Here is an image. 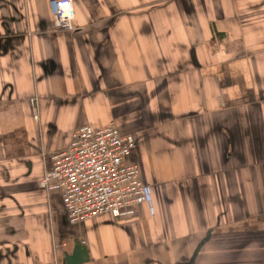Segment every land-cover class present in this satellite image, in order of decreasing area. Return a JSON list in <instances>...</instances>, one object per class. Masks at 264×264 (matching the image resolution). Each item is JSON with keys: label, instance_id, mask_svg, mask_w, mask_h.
Returning <instances> with one entry per match:
<instances>
[{"label": "crops", "instance_id": "crops-1", "mask_svg": "<svg viewBox=\"0 0 264 264\" xmlns=\"http://www.w3.org/2000/svg\"><path fill=\"white\" fill-rule=\"evenodd\" d=\"M0 0V264H264V0ZM136 139L137 218L69 220L75 128Z\"/></svg>", "mask_w": 264, "mask_h": 264}, {"label": "built area", "instance_id": "built-area-1", "mask_svg": "<svg viewBox=\"0 0 264 264\" xmlns=\"http://www.w3.org/2000/svg\"><path fill=\"white\" fill-rule=\"evenodd\" d=\"M48 1L55 26L75 30L73 0ZM135 147V136L116 126H79L69 146L53 155V168L41 184L51 191L60 189L72 223L103 214L120 224L133 222L139 206L149 199L140 166L127 162Z\"/></svg>", "mask_w": 264, "mask_h": 264}, {"label": "water", "instance_id": "water-1", "mask_svg": "<svg viewBox=\"0 0 264 264\" xmlns=\"http://www.w3.org/2000/svg\"><path fill=\"white\" fill-rule=\"evenodd\" d=\"M76 246L72 254L66 256V264H81L89 260L87 248L84 247L79 241L75 242Z\"/></svg>", "mask_w": 264, "mask_h": 264}]
</instances>
